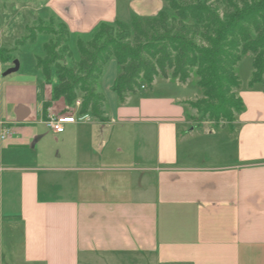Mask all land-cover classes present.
<instances>
[{"label":"crops","instance_id":"crops-1","mask_svg":"<svg viewBox=\"0 0 264 264\" xmlns=\"http://www.w3.org/2000/svg\"><path fill=\"white\" fill-rule=\"evenodd\" d=\"M49 4L73 34L84 31ZM117 4L103 20L144 14L130 1L123 18ZM12 65L0 58V74ZM109 65V121L84 115L60 133L44 122L51 86L41 73L0 76V264L6 225L19 264H123L134 256L149 264H264L262 88L241 89L244 110L232 127L202 129L190 98L156 91L185 89L192 77L159 76L121 101L112 90L118 67ZM57 105L68 108L63 99L49 108ZM118 123L137 128L115 132Z\"/></svg>","mask_w":264,"mask_h":264},{"label":"trees","instance_id":"trees-1","mask_svg":"<svg viewBox=\"0 0 264 264\" xmlns=\"http://www.w3.org/2000/svg\"><path fill=\"white\" fill-rule=\"evenodd\" d=\"M166 1L168 9L156 15L133 13L128 22L101 21L88 34H73L55 15L49 25L40 18L39 25L28 26L31 33L20 43L35 41L39 33L52 35L42 45L43 55L36 56L43 80L51 86L44 114L61 99L73 113L81 100L78 114L109 121L102 81L115 61L118 73L112 90L121 101L127 94L152 88L159 76L186 83L195 75L202 95L189 104L201 120L212 121L216 128L232 127L244 110L236 67L248 52L253 53L249 84L262 85L264 91V0ZM4 50L1 60L14 61Z\"/></svg>","mask_w":264,"mask_h":264},{"label":"rangeland","instance_id":"rangeland-1","mask_svg":"<svg viewBox=\"0 0 264 264\" xmlns=\"http://www.w3.org/2000/svg\"><path fill=\"white\" fill-rule=\"evenodd\" d=\"M49 1L50 0H0V26L4 31L3 36L4 41L6 42L4 45L5 47H7L5 48L3 55L14 56V60H18L20 63L19 71L9 75L11 78L24 74L35 75L36 73H40L36 63V56L43 55L44 51L42 45L45 41H48L50 38H52V35L48 33H39L35 41L27 40L25 43H20V41L23 40L25 36H29V34L31 33L28 26H37L41 23L39 22L40 18L43 20L42 22L44 25L50 24V15L52 14L49 11ZM130 1L133 2L137 8H139V11H142L144 13H141L140 15L144 16H151L150 14L152 11H155L154 15H156L159 11L168 9L166 0H115V2L118 3L117 6L119 7L120 16L123 18L128 17L127 8L130 4ZM115 2L114 0H53V3L55 4V6H57L62 15L69 19L71 23H73L72 21L74 20V18H78L79 21L82 22V25L80 27L83 28L84 31L78 34H88L98 25L99 22L105 21L103 20V18L108 17L109 14L113 11ZM158 3H160V6L158 5L159 8L157 9L155 7ZM69 43L72 53L76 55L75 39L71 38ZM252 61L253 53L248 52L243 55L241 61L236 67V71L240 77L241 82L238 93L241 92L242 88L247 89L248 82L252 76ZM110 71L112 73L114 72L113 65H109L107 67L106 74H108V76ZM191 77L192 79L189 80L188 85H186L187 87L185 89L182 88L181 90L180 88L174 87L173 85H169L167 87H158L156 91H158L159 93H164V91L165 93L166 91L172 92L174 95L185 94L188 98L191 99V101H195L202 94L200 87L195 84L196 76L193 75ZM259 87H261L263 90L262 85H259ZM161 88L163 89V91L161 90ZM53 110L59 115H66L70 113L71 108L69 109L67 107L65 108L59 105L58 107L55 106ZM190 110V115L194 118L192 120L194 125L200 124L202 129L215 127V124L212 121L201 120L199 112L196 108L191 106ZM223 124L224 123H221V125ZM113 127H115V132H118L122 127L123 130L127 128L125 131L130 130V128L134 130L137 128L136 126L122 125L120 123L113 125ZM216 130H219L220 134L225 132L220 129ZM140 144V141L137 142V147ZM126 163L130 162L127 161ZM8 236L10 237V233L8 231V225H6L5 227H3V238L6 243L4 264H13L14 261L16 262V264H19L20 255L19 252H17V248L16 250H14L13 254L8 251ZM121 263L149 264L148 258L144 256H134L132 258L126 257L121 260Z\"/></svg>","mask_w":264,"mask_h":264},{"label":"built area","instance_id":"built-area-1","mask_svg":"<svg viewBox=\"0 0 264 264\" xmlns=\"http://www.w3.org/2000/svg\"><path fill=\"white\" fill-rule=\"evenodd\" d=\"M80 106H81V100H77L75 106L72 107L73 113H69L66 115H59L52 108H49L44 122L47 125V127L53 130L54 132L57 133L63 132L66 123L75 122L76 120L84 119L85 117L84 115H80L77 113ZM76 114L78 115L76 116ZM7 132L8 129L5 128L2 137H4Z\"/></svg>","mask_w":264,"mask_h":264},{"label":"water","instance_id":"water-1","mask_svg":"<svg viewBox=\"0 0 264 264\" xmlns=\"http://www.w3.org/2000/svg\"><path fill=\"white\" fill-rule=\"evenodd\" d=\"M20 69V63L18 60H14L13 61V65L8 68L5 72H3L2 74H0V76H7V75H10L14 72H17L18 70Z\"/></svg>","mask_w":264,"mask_h":264}]
</instances>
